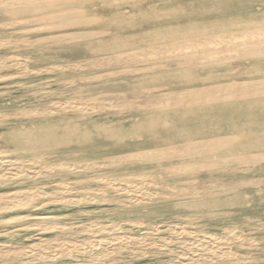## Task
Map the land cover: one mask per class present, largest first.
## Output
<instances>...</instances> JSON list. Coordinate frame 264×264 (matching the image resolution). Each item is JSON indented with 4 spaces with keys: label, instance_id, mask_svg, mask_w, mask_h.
<instances>
[{
    "label": "rangeland",
    "instance_id": "1",
    "mask_svg": "<svg viewBox=\"0 0 264 264\" xmlns=\"http://www.w3.org/2000/svg\"><path fill=\"white\" fill-rule=\"evenodd\" d=\"M260 32L264 0H0V157L53 174L0 182V194L61 184L106 199L0 212V245L37 239L20 228L40 214L136 237L104 261L0 264H264ZM203 241L221 257L184 252Z\"/></svg>",
    "mask_w": 264,
    "mask_h": 264
},
{
    "label": "bare ground",
    "instance_id": "2",
    "mask_svg": "<svg viewBox=\"0 0 264 264\" xmlns=\"http://www.w3.org/2000/svg\"><path fill=\"white\" fill-rule=\"evenodd\" d=\"M260 34L264 35L263 32H260ZM219 42H218V44H219ZM221 43H222V41L220 42V44ZM250 86H251V84H250ZM210 97H212V96H210ZM220 145H221V142L219 140H217V141L214 140V141L208 142L202 148L213 149V148L218 147ZM21 163H22V161H21ZM21 163L19 161H17L16 159H12L11 157L10 158L9 157H0V167L2 168V170L0 171V182L16 181V180H20V179H23V180L27 179L28 180V179L37 178L38 176L39 177H41V176L42 177H49V176L53 175L52 173H50V171H45V172H43V174H40V173H42L40 170L24 169V166ZM59 166H60L59 169H64V168L69 169L67 172L77 170V167L73 168V167H71L72 165L69 166V165L64 164V165H59ZM74 166H76V165H74ZM47 168L54 170V168H52V167H47ZM125 182L130 183V180L126 179ZM126 183H125V185H126ZM105 185L108 187L111 184H110V182L106 181ZM127 187H128V185H127ZM117 189H119V188H117ZM121 189L123 190V188H121ZM126 189H128V188H126ZM69 191L70 190L67 188V185L63 186L61 184L54 185V189L52 191H47L44 188L43 189L39 188L37 190L30 189V190H28L27 193H24L25 189L22 190V188L9 190V191H6V192H3L0 194V212L14 211L17 209L25 208V207H28L29 205L36 203L40 200H41V202L49 201L52 203H66L68 205H78V204H84V203H89V202L102 203V202L106 201L105 198H100L98 196L99 194L95 195L94 193L93 194L91 193L89 196L72 197V198L70 197L69 198L68 197V196H70V195H68L70 193ZM119 191H121V190H119ZM137 191L138 190H136V192ZM128 192L130 193V191H128ZM139 192H137V193H139ZM134 193H135V191H134ZM137 195H135V196H137ZM147 195L149 197H152V195H154V194H152V193L148 194L147 193ZM145 197L146 196L144 195V193L141 192L140 196L134 197V198H136V201H137V200L143 199ZM124 200H126V199H124ZM126 201H127L126 203L128 204V203H132V201H134V199L132 197V199H129V200L127 199ZM126 203H124V204H126ZM20 229L28 230V231H32V232H37L39 237L37 239L29 242V243L22 245V246L4 245L5 243L3 245H0V262L6 261V260L23 259V258H34V259H39V260H47V259H53V258L59 257V256H70V257H73V259H76L78 255H82V254H83V256L85 254L87 256V258H89V260H91V261H100V260L104 261L103 257H105L109 253H111L109 251V250H111V247L112 248H114V247L120 248L121 246H123V244H125V243L130 244V243H132L133 240H136L135 239L136 237L132 238L130 236L123 238V237H125V235L124 234L120 235L121 234L119 232L120 229L118 228L117 225L106 223V222L96 220V219H90V220L80 222V223H68L64 220H61L58 217H55V216H51V217L50 216H42L40 214L39 216L38 215L34 216L33 218L24 222V224L22 225V227ZM113 232H117L118 236L111 238L110 241L105 242L101 238L103 235H107L108 233H113ZM67 233H69V234L70 233H81L83 235H86V238L81 239V240H73V239H68L66 237H58L57 236L58 234H67ZM88 236H90V237L93 236V240L89 241L90 237H88ZM103 238H104V236H103ZM106 238H108V237H106ZM210 242H213V240L211 239ZM210 242H207V243L204 242L203 244L200 243L201 245H199V246H197L198 245V243H197V245H195L196 248H193V246H191L192 243H191V245H190V243H187V245L185 244L183 249H184V252H185V250H187L186 251V252H188L187 254H190L188 249H193L194 254L192 253L193 255L192 254L191 255H192V258H196V260H201L204 257L216 258V257L220 256V249H217L213 246L208 247L207 244H209ZM109 246H111V247H109ZM114 253H115V251H114ZM229 255H230V253H226L225 256H229ZM188 256H190V255L184 256L183 261L187 260L189 258ZM231 256H232V254H231ZM68 264H74V262H69Z\"/></svg>",
    "mask_w": 264,
    "mask_h": 264
}]
</instances>
